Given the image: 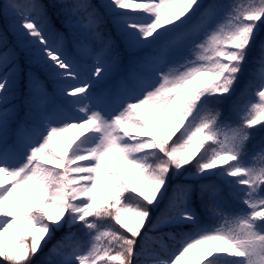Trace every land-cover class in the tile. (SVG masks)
I'll use <instances>...</instances> for the list:
<instances>
[{
    "label": "snow or ice",
    "instance_id": "6c2138e0",
    "mask_svg": "<svg viewBox=\"0 0 264 264\" xmlns=\"http://www.w3.org/2000/svg\"><path fill=\"white\" fill-rule=\"evenodd\" d=\"M0 17V264H264V0Z\"/></svg>",
    "mask_w": 264,
    "mask_h": 264
},
{
    "label": "trees",
    "instance_id": "16d2710c",
    "mask_svg": "<svg viewBox=\"0 0 264 264\" xmlns=\"http://www.w3.org/2000/svg\"><path fill=\"white\" fill-rule=\"evenodd\" d=\"M2 20H3V23H4L5 27L7 28V30L9 32H11L9 30V26L11 24V20L4 19V18H2ZM167 131H168L167 128H161V130L159 132V135H164V134L167 133ZM123 177H124V179L128 182V184L131 187H140L141 186L142 177H141L140 173L137 170H135L133 168H129V170H126L124 172ZM97 189H98V192L101 193L105 198L108 197V194H109L110 191H114V189L112 188V185L109 182H107V181H101V184L99 183L97 185ZM37 194L38 195H43V193L40 192L39 190H37ZM97 202H99V199L97 200ZM24 227L25 228H29L30 226L25 222L24 223ZM17 231L19 232V229H17ZM20 235L24 236V233L20 232ZM57 235H59V233H57ZM5 240L10 242V243H12V244H15V241H12L11 237L8 234L5 235ZM45 251H47V249H45ZM191 255H192L193 259H198L199 252L194 250Z\"/></svg>",
    "mask_w": 264,
    "mask_h": 264
},
{
    "label": "rangeland",
    "instance_id": "374dc122",
    "mask_svg": "<svg viewBox=\"0 0 264 264\" xmlns=\"http://www.w3.org/2000/svg\"><path fill=\"white\" fill-rule=\"evenodd\" d=\"M225 2H227V0H225ZM10 43L12 42V41H9ZM115 82H114V80H109L108 81V85H113ZM77 135H79V133L76 131V130H73V131H71L70 133H68L67 134V139H65L62 143H67V144H69L70 142H71V140L72 139H74ZM124 165V166H127L122 160H113L112 162H111V165H110V167L111 168H115V167H117L116 165Z\"/></svg>",
    "mask_w": 264,
    "mask_h": 264
}]
</instances>
